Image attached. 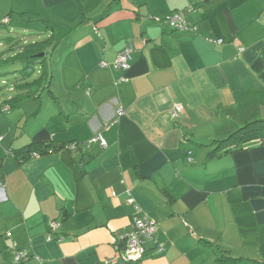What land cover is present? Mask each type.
<instances>
[{"label": "crops", "instance_id": "0c3cea01", "mask_svg": "<svg viewBox=\"0 0 264 264\" xmlns=\"http://www.w3.org/2000/svg\"><path fill=\"white\" fill-rule=\"evenodd\" d=\"M177 10L196 31L156 20ZM13 13L70 30L47 89L30 85L50 100L0 118V264L16 250L18 264L264 263V140L208 156L264 118V0H0V18ZM129 43L130 67L114 68ZM98 136L106 146L85 145ZM37 142L52 150L30 156ZM134 217L156 230L124 261L115 245Z\"/></svg>", "mask_w": 264, "mask_h": 264}, {"label": "rangeland", "instance_id": "374dc122", "mask_svg": "<svg viewBox=\"0 0 264 264\" xmlns=\"http://www.w3.org/2000/svg\"><path fill=\"white\" fill-rule=\"evenodd\" d=\"M15 13L9 16V20L5 17L0 18V53L2 57V61L0 62L1 119L11 111L22 112L21 110H23V112L26 111L27 114H31L36 110L37 105H39L38 101L42 100V102H45L46 100H50L47 96L50 93L42 91L37 95L38 88L23 86L21 84L31 82L40 77L42 66L49 67L55 47L53 48L52 44L48 45V43H45L42 47L44 55L41 58L33 59L35 62L30 66L15 60L12 56L13 53L22 49L23 46L29 45L31 42H41V40L45 42L46 37L50 34L45 31L44 24L35 21H25ZM63 40L62 38L61 41ZM26 91L29 92L26 93ZM32 91L35 93L30 94ZM23 93H26V95H23ZM13 97L15 99H12ZM8 103H12L11 110L7 109ZM213 260H215L214 256L212 257ZM218 262L223 264L220 260Z\"/></svg>", "mask_w": 264, "mask_h": 264}, {"label": "built area", "instance_id": "2783aa9c", "mask_svg": "<svg viewBox=\"0 0 264 264\" xmlns=\"http://www.w3.org/2000/svg\"><path fill=\"white\" fill-rule=\"evenodd\" d=\"M158 22L165 23L168 27L171 29H184V30H190V31H196L197 28L195 25L190 24L186 19V12L184 10H177L174 11L162 18H156ZM97 32V30H96ZM206 40L213 42L215 44H220L222 42L221 38H210L206 37ZM131 52H132V46L131 44H127L124 46L123 49H121L115 56L114 60L112 61L111 65L114 68H118L121 70H126L130 67V59H131ZM99 66L101 67H108L109 63L105 60L99 61ZM126 77L122 76L119 78V82L125 81ZM5 107V106H4ZM8 109V105H7ZM182 111V105L179 103H176L172 107L171 115L173 117H176L180 112ZM122 110H118V114H121ZM93 141H99V144L101 146H106L107 141L104 137L98 136L91 138L88 140L85 145L89 146L91 142ZM64 146L71 150L79 146V143L77 142H68L65 143ZM30 156H37V152H30ZM114 194V192H112ZM134 200L132 198H129L127 202L131 204ZM58 226V222L51 221L50 223V230L48 235V240L51 238L50 234L52 231L56 229ZM156 230V225L154 222L141 217H134L133 222L131 223V226L129 230L126 232V234L121 239V246H116L115 249H119L121 258L124 261H136L142 258L145 255V246L144 243L146 239H149L153 236L154 232ZM61 239V238H60ZM158 251L163 250V244L161 243L158 248ZM28 252L26 250H16L14 252V259L15 263H19L22 260L26 259L28 257Z\"/></svg>", "mask_w": 264, "mask_h": 264}, {"label": "trees", "instance_id": "16d2710c", "mask_svg": "<svg viewBox=\"0 0 264 264\" xmlns=\"http://www.w3.org/2000/svg\"><path fill=\"white\" fill-rule=\"evenodd\" d=\"M41 23L44 24L43 27L45 28V31L50 34L48 35L49 37L48 36L46 37L45 42L44 40H41V42L35 41V42H31L29 45L23 46L22 49L12 54L15 60L21 61L25 65L30 66L35 62V60L33 59L41 58V56L44 55L43 52V55L37 56V54L42 52V47L45 45V43H48V45L52 44L53 48L56 47V45L61 41L62 38L65 37V35L68 34L70 30L69 27L63 25L62 23L52 20H42ZM0 57H1V53H0ZM1 61H2V57L0 58V62ZM42 67H43L42 72L40 73V77L38 79H35L31 82H25L21 85L30 86L32 84H35L36 82L43 81L42 83L43 88L47 89L44 83L45 81H47V78L49 77L47 76L48 71L46 70L45 66ZM38 84L39 86L41 85V83ZM47 91L50 92V90ZM33 93L35 92L32 91L30 94ZM12 99H15V97H13ZM7 105H8V109L12 107V103L11 104L8 103ZM258 137L264 140V118H258L247 121L238 128H236L234 131L226 135L225 137L217 140L214 148L209 151L208 156L211 157L217 155V152L220 151L221 149H225L234 145L244 144ZM25 147L27 154H29L30 152L42 153L52 150V148L48 146L42 148L41 143L39 142L29 143ZM217 260H221L222 262H224V260L231 262L233 260H236V258H233L231 256L221 255L217 258ZM260 264H264V263H260Z\"/></svg>", "mask_w": 264, "mask_h": 264}, {"label": "water", "instance_id": "95a60500", "mask_svg": "<svg viewBox=\"0 0 264 264\" xmlns=\"http://www.w3.org/2000/svg\"><path fill=\"white\" fill-rule=\"evenodd\" d=\"M41 55H43V52H41V53L37 54V56H41Z\"/></svg>", "mask_w": 264, "mask_h": 264}]
</instances>
